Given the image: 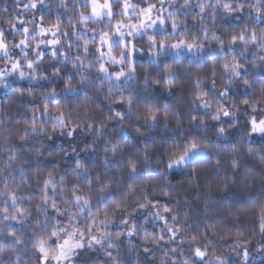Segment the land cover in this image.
Listing matches in <instances>:
<instances>
[{
  "label": "clouds",
  "instance_id": "1",
  "mask_svg": "<svg viewBox=\"0 0 264 264\" xmlns=\"http://www.w3.org/2000/svg\"><path fill=\"white\" fill-rule=\"evenodd\" d=\"M0 264H264V0H0Z\"/></svg>",
  "mask_w": 264,
  "mask_h": 264
}]
</instances>
